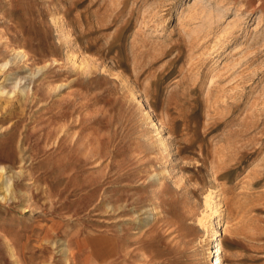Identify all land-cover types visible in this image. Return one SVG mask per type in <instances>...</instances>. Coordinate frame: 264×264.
Wrapping results in <instances>:
<instances>
[{
    "label": "rangeland",
    "instance_id": "374dc122",
    "mask_svg": "<svg viewBox=\"0 0 264 264\" xmlns=\"http://www.w3.org/2000/svg\"><path fill=\"white\" fill-rule=\"evenodd\" d=\"M0 81V264H264V0H0Z\"/></svg>",
    "mask_w": 264,
    "mask_h": 264
},
{
    "label": "bare ground",
    "instance_id": "6f19581e",
    "mask_svg": "<svg viewBox=\"0 0 264 264\" xmlns=\"http://www.w3.org/2000/svg\"><path fill=\"white\" fill-rule=\"evenodd\" d=\"M21 52V51H20ZM16 56V55H15ZM24 56V55H23ZM18 57V56H17ZM18 59V58H17ZM22 59V58H21ZM5 66V65H4ZM7 77V76H6ZM2 80V79H1ZM4 82V81H3ZM2 82L0 81V84H1ZM0 95H1V92H0ZM9 98V97H8ZM3 101V100H2ZM8 102V101H7ZM3 104H4V102H3ZM2 171V170H1ZM2 173V172H1ZM7 190V189H6ZM212 209V213L213 214H215V215H217V216H220L221 214H220V207H219V204H214L213 205V207L211 208ZM221 217V216H220ZM219 221V220H218ZM220 225V223L219 222H217V225ZM222 231V230H221ZM218 244V243H217ZM217 244L214 246V252H216V253H218V248H217ZM13 253V252H12ZM217 256V255H216ZM217 259H219V258H217ZM215 264H219V261H217Z\"/></svg>",
    "mask_w": 264,
    "mask_h": 264
}]
</instances>
